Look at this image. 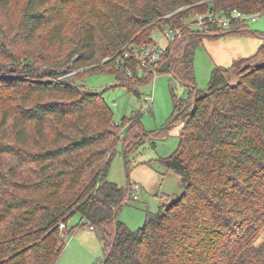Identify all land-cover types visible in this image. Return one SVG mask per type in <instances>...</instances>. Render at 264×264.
Masks as SVG:
<instances>
[{
	"label": "trees",
	"instance_id": "obj_1",
	"mask_svg": "<svg viewBox=\"0 0 264 264\" xmlns=\"http://www.w3.org/2000/svg\"><path fill=\"white\" fill-rule=\"evenodd\" d=\"M10 5L0 0V15ZM235 9L262 15L264 0H26L13 38L0 21V52L9 61L0 63V156L14 160L0 159V264H57L77 214L103 246L98 264H264V242L256 245L264 233V35L241 19L221 25ZM209 13L217 18L193 27ZM166 29L182 36L142 67L136 51ZM227 36L262 44L254 56L216 66L200 92L196 49ZM20 45L27 48L17 54ZM104 59L94 70L130 91L169 73L191 94L173 96L170 126L179 124L180 144L161 159L181 176L183 192L163 196L168 203L147 212L137 230L118 220L132 184L108 180L122 140L114 112L83 78L65 77ZM140 120H128L122 140L127 165L143 141Z\"/></svg>",
	"mask_w": 264,
	"mask_h": 264
},
{
	"label": "rangeland",
	"instance_id": "obj_2",
	"mask_svg": "<svg viewBox=\"0 0 264 264\" xmlns=\"http://www.w3.org/2000/svg\"><path fill=\"white\" fill-rule=\"evenodd\" d=\"M26 0H11L10 13L7 17L0 15V21L5 26L6 37H14L17 31V22L21 17ZM74 13L71 12V16ZM248 28L258 35H264V14L248 24ZM230 37V39H229ZM241 36H227L217 40L205 39L196 49L194 59L195 85L200 92L209 88L212 73L217 62H223L231 48L240 46L238 41ZM252 39L258 37L251 36ZM156 42L162 47L167 45L163 32L156 33ZM242 43V42H241ZM260 47V46H259ZM258 47V49H259ZM27 47L20 45L13 51L21 54ZM255 51L251 56L256 55ZM108 59L87 67H83L68 73L65 77L83 78L86 87L95 92H101L114 112V122L120 128L122 140L130 130L129 119L134 115H140V129L143 141L136 145L134 151L128 154L129 164H126L125 149L121 140L117 146V153L112 160L108 180L122 187L139 182V175L144 169L153 167L164 174L163 186L158 190L155 184H148L146 190L136 193V199L124 206L118 215V220L126 224L130 229L137 230L144 226L147 212L155 214L162 205L168 201L163 196L172 198L182 194L183 187L181 176L174 170H169L162 165L161 159L171 156L179 147V124L170 126L174 114V97L182 100H190V89L173 78L169 73L155 75L147 84L130 91L118 86L113 74L94 70L103 65ZM8 58L0 52V63H8ZM228 68V65H224ZM94 72V73H93ZM87 74V75H86ZM85 75V76H84ZM84 76V77H83ZM237 82V79H233ZM7 166H11L14 160L10 156L1 155ZM69 228L75 231L65 237L66 249L57 264H98L104 257V249L98 235L86 225H81L80 215H75ZM264 242V233L256 245Z\"/></svg>",
	"mask_w": 264,
	"mask_h": 264
},
{
	"label": "built area",
	"instance_id": "obj_3",
	"mask_svg": "<svg viewBox=\"0 0 264 264\" xmlns=\"http://www.w3.org/2000/svg\"><path fill=\"white\" fill-rule=\"evenodd\" d=\"M232 17L230 16H223L220 19V23L221 25H223L224 27H228L229 23L232 19H241L244 21H252L255 22L260 14L258 13H253V14H246L238 9H235L232 14ZM216 15L213 13H209L208 15H197L195 22L193 23V27L202 30L204 25L209 21L212 22L216 19ZM164 36L167 40V45L165 47H162V45L158 42H156L155 40V44L152 46H145L139 50L136 51L135 55L138 59V61L141 63L142 67H147L149 64L151 63H157L162 59V55L164 54V52L167 49V46L174 41L176 38H180L182 36V32L181 30L177 29V30H172V29H166L164 31ZM156 39V37H155ZM129 53L125 54L126 58H129ZM133 188V192H134V197L137 198V196L135 195L136 192L138 191V185H136ZM61 229L65 230L66 229V225L62 224L61 225ZM91 230H93L92 227H90Z\"/></svg>",
	"mask_w": 264,
	"mask_h": 264
},
{
	"label": "crops",
	"instance_id": "obj_4",
	"mask_svg": "<svg viewBox=\"0 0 264 264\" xmlns=\"http://www.w3.org/2000/svg\"><path fill=\"white\" fill-rule=\"evenodd\" d=\"M230 39V37H229ZM238 41L240 42V46L236 48H231L229 54H226V59L223 62H217V66L225 67L224 65H228L229 67L232 63L239 58H246L252 55L255 51H258V47L262 44V40L258 41L257 39H252L250 37L241 36ZM242 42V43H241ZM164 182V174L159 173L158 170H155L153 167L146 168L143 171L142 175H139V182H135L132 184L133 187L138 185L139 193L141 190H146L148 184H155L158 187V190L163 186ZM82 222V219H81ZM91 230V229H90Z\"/></svg>",
	"mask_w": 264,
	"mask_h": 264
},
{
	"label": "water",
	"instance_id": "obj_5",
	"mask_svg": "<svg viewBox=\"0 0 264 264\" xmlns=\"http://www.w3.org/2000/svg\"><path fill=\"white\" fill-rule=\"evenodd\" d=\"M152 38H154V35L152 36Z\"/></svg>",
	"mask_w": 264,
	"mask_h": 264
}]
</instances>
